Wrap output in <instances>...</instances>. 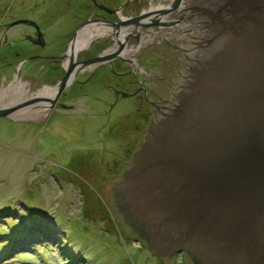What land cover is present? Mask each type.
<instances>
[{
  "label": "water",
  "instance_id": "water-1",
  "mask_svg": "<svg viewBox=\"0 0 264 264\" xmlns=\"http://www.w3.org/2000/svg\"><path fill=\"white\" fill-rule=\"evenodd\" d=\"M156 1L181 18L194 56L155 109L125 171L102 192L126 237L160 264H173L178 251L185 264H264V0ZM17 25L35 30L27 42L45 46L34 21L8 27ZM94 25L73 34L51 99L35 95L0 105V118L17 121L19 111L39 105L53 110L79 73L114 61L134 64L122 58L124 36L115 41L118 48L94 58L68 54L78 33ZM111 26L129 31L134 20ZM18 72L7 88L18 83ZM6 94L0 88V103Z\"/></svg>",
  "mask_w": 264,
  "mask_h": 264
},
{
  "label": "rangeland",
  "instance_id": "rangeland-1",
  "mask_svg": "<svg viewBox=\"0 0 264 264\" xmlns=\"http://www.w3.org/2000/svg\"><path fill=\"white\" fill-rule=\"evenodd\" d=\"M67 4L68 0H0V44L3 35L30 31L32 36L34 30L28 26L9 30L6 26L14 21H34L41 31L60 18L55 30L44 33L43 48L26 40L7 43L24 45L35 54H61L56 55L59 64L53 63V68L48 59L37 62L43 69L37 71L38 80L31 77L33 66H24L19 79L23 87L7 93L1 104L13 95L16 101L35 96L63 76L65 58L60 56L74 31L68 25L72 20L61 17ZM106 44L98 40L90 49L78 51L77 60L99 54ZM18 46L13 49L16 53ZM169 51L153 46L139 62L155 80L147 82L138 73V81L161 93L163 99L167 84L156 79L174 71L177 55ZM117 65V75L102 66L79 73L47 119L0 118V264H160L137 240L126 237L118 213L102 192L105 184L116 182L125 171L126 151L135 152L146 135L140 113L149 107L135 91V83L134 97L116 99L115 92L131 95L133 88L126 75L132 71L129 64L118 61ZM10 71L0 88L12 82L16 71ZM91 75L89 82L80 84ZM170 78H174L169 79L173 85L177 75ZM62 103L69 110L63 112ZM173 264H185L183 251L174 253Z\"/></svg>",
  "mask_w": 264,
  "mask_h": 264
},
{
  "label": "flooded vegetation",
  "instance_id": "flooded-vegetation-1",
  "mask_svg": "<svg viewBox=\"0 0 264 264\" xmlns=\"http://www.w3.org/2000/svg\"><path fill=\"white\" fill-rule=\"evenodd\" d=\"M99 6H102L105 9H101L99 8ZM90 8L93 10H90ZM86 11L87 13L83 15L81 18L75 19L74 22L77 23L76 24L77 27L72 33L74 34L75 32H77L78 28L81 25L84 24H96V25L92 27H86V29L78 33V36L75 38V41L71 48L72 52L77 54L78 51L84 48L90 49L92 45H94V43L100 40L106 42L107 44L104 46V48L101 51H99V54L108 53L109 51L114 50V48L115 49L118 48V44L114 46V43L118 37L124 36L125 38H127V44L129 42L130 45L129 46L126 45L125 48L122 50L123 51L122 58L128 59L134 63L133 65L130 64L128 65L129 69H131L132 71L126 73V75L130 76L132 79L131 84L133 85V88L130 94L132 95L131 97H134V83H135L136 86L135 91L139 90V92L142 95L140 99L146 104L147 107H149L144 109L143 113H140L141 120L145 122V125L143 126L144 127L143 133L145 135L147 132L146 127L149 126L152 117L155 113V109L165 99H163L164 96L161 95V93L153 90V88L151 89L150 87H146L144 82L140 83L138 81V75H139L138 73H141L146 78L145 81L147 82L155 80V76L150 72V70L140 65L139 63L140 58L146 55L149 49L152 48L153 46H162V47L165 46L170 49L169 51L170 53H174L177 55L176 58L177 61L174 64H172L174 71L169 74H166L164 78L156 79L167 84L166 87L167 94L165 96L168 97L170 90L173 86L169 83V79H171L170 77L172 75H177L176 78L177 81L182 76V73L190 65L189 59L194 56L195 45L181 18H179L174 13H172L170 10H168L166 7H164L156 0H90V5H88ZM160 11L165 13L163 15H160L159 13ZM140 17H144V18L141 19L139 23H137L135 20H138V18ZM65 18L67 20H73L71 16H67ZM128 20H134V27H132V29L130 28L129 31L119 30L118 33L116 32L114 27L111 26ZM144 24H151L152 27L143 28L142 25ZM8 25L6 27H8ZM9 28L12 27H8V29ZM34 34H35V30L32 36H25L24 38L27 39L28 37H34ZM44 36L45 35L43 34V37ZM59 36H61L60 33ZM93 39H94V43L88 48L89 41ZM68 53L72 54L71 52ZM97 55H93V56L89 55V58H94ZM54 59H49L48 57L49 61L51 62L55 61L57 62V64H59V61ZM45 60H47V57L38 56L36 61L41 62ZM67 62H68V58L64 61L63 65L66 66ZM117 62L114 61L113 63L108 65L105 64L102 67L109 68L111 74L117 75L118 74L117 69H119L118 65L115 67ZM102 67H97V69H101ZM87 71L90 72L91 70H87ZM78 76L76 77V79L78 78ZM93 77L94 75H91V77L85 79L80 84H86ZM173 79H171V81ZM174 83L175 82L173 81L172 84ZM54 90L55 87L44 86L41 88V90H38L37 95L51 99L54 95ZM67 91H65L62 94V96H64V94ZM115 93H116L115 94L116 99H118L121 95L118 94L117 92ZM62 96L60 97V99L62 98ZM62 104H63L62 106L66 107L64 103ZM57 106L54 109H56ZM54 109L53 110H48L45 108L37 109L36 112L38 114L46 113L45 117H40V115L38 117H35L34 115H30L27 117V120L40 121L47 119L49 118L50 114L54 111ZM67 110L69 109L66 107L64 108L63 112ZM138 131H142V128H138ZM138 144H140V141L138 142ZM133 152L134 149L126 151V154L129 157H128V161L124 160L123 164L129 162V159L131 160V157H133Z\"/></svg>",
  "mask_w": 264,
  "mask_h": 264
},
{
  "label": "crops",
  "instance_id": "crops-1",
  "mask_svg": "<svg viewBox=\"0 0 264 264\" xmlns=\"http://www.w3.org/2000/svg\"><path fill=\"white\" fill-rule=\"evenodd\" d=\"M68 3H69V4H67L68 6L67 7L65 6L66 8H64L65 9V12L62 13L63 16H61V17H63V19H64L67 16H71L73 18V20L70 22V24H68V23L67 24L70 27L72 26V30H75V28L77 27V25H72V23H74L75 19H79V18H81L83 15H85L87 13L86 8L88 7V5H90V0H75L73 2L71 0H68ZM36 8H37V6H36ZM55 11L58 12V13L60 12L57 9H54V10L52 9V12L55 13ZM59 23H60V18H58L57 20H55L54 25L53 24H51L52 26L46 25V27H44L45 29L44 30H41V32L43 34L46 33V32H48V31L49 32H52L53 30H55L58 27ZM75 24H77V23H75ZM15 27H12V28H15ZM12 28H9V30L10 29L12 30ZM19 31H21V30H19ZM31 31H32V29H31ZM24 33H26V34H24ZM58 34L59 33L57 32V35ZM29 35H30V31L22 32V34L19 33V35H18V33H15L13 35H11V34L10 35H3L2 43L0 44V51H1L2 48H5V51L2 52L3 57L0 58V83L2 81H6L7 80L8 71H10V70L11 71L13 70L14 72L16 71V74L19 71L18 72L19 73L18 75H19V78H20V74L22 73V68L24 66H27V65L28 66H31V65L33 66L34 74H32L31 77H33L36 80H38V77H37L38 76V73H37V71H40V69H41L40 67L41 66H40V64H37V62H39V61H36L37 58L34 59V60H32V61H26L21 67H19V70H18L19 64L23 60L30 59L34 55H36L37 57L38 56L39 57L45 56V57H47V59H48V57H49V59H54V58H57L56 55H59L60 54V51H59V53L56 52V53H53L54 55H50V56L49 55H44V54L42 55V53L41 54H35V53H33L34 51H32V50H31V52H28V50L26 49L27 47L24 46V45H21L22 47H19L17 44L7 43V41L9 39H13L14 41H21V40L24 41V40H26L24 37L25 36H29ZM69 42H70V40L68 41V44L65 47V51L67 50V47L69 45ZM16 46H18L19 49H20V50H18L19 53H16L13 50V49L16 48ZM11 47H13V48H11ZM29 51H30V49H29ZM65 51L64 52H61L62 53V56H60L61 58L64 57L63 53L65 54ZM26 52H28V54H26ZM7 56H10L9 58H12V59L10 60L9 58H7ZM49 63L51 64V66H50L51 68H53V66H52L53 63L54 64H57V62H55V61H53V62L49 61ZM41 71L39 73H41ZM16 74L14 73L12 75V81L16 77ZM47 86H49V85H47ZM49 87H54V86H49Z\"/></svg>",
  "mask_w": 264,
  "mask_h": 264
},
{
  "label": "bare ground",
  "instance_id": "bare-ground-1",
  "mask_svg": "<svg viewBox=\"0 0 264 264\" xmlns=\"http://www.w3.org/2000/svg\"><path fill=\"white\" fill-rule=\"evenodd\" d=\"M71 51V50H70ZM71 53H73L72 51H71ZM69 54V53H68ZM18 80H19V78H18ZM17 86V87H16ZM23 86L21 85V83H19V81H18V83H16L15 85H12L11 87H8V88H6V92L7 93H10L11 91H13V89H14V91L16 90V89H21ZM5 89V88H4ZM18 91V90H17ZM13 97H14V95H13ZM10 99H12V100H10L9 102H7V103H5V104H11V103H13V102H15L16 101V99H13V98H10ZM5 104H1L0 103V105H5ZM43 108H45V109H48V110H50V108H48L47 107V105H39V106H33V107H28V108H26V109H23V110H21V111H19L16 115H15V117L16 118H19V119H25V120H27V117L28 116H30V115H34L35 117H38L39 115H40V117H41V115H42V117H44L45 115H46V113H42V114H38L37 112H36V110L37 109H43Z\"/></svg>",
  "mask_w": 264,
  "mask_h": 264
}]
</instances>
